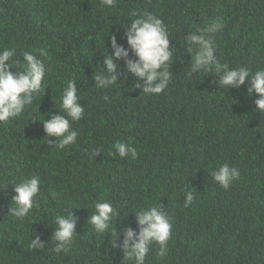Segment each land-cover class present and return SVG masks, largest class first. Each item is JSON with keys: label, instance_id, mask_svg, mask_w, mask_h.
Segmentation results:
<instances>
[{"label": "trees", "instance_id": "16d2710c", "mask_svg": "<svg viewBox=\"0 0 264 264\" xmlns=\"http://www.w3.org/2000/svg\"><path fill=\"white\" fill-rule=\"evenodd\" d=\"M134 12L160 18L175 47L172 77L160 94L133 89L130 75L109 89L92 79L102 52H111L110 35L119 30L117 41L126 46L120 23L130 24ZM217 20L223 23L212 34L219 62L264 69V0H117L113 8L101 7V0H0V50L14 48L21 62L31 52L48 69L45 92L0 123V264H133L110 247V234L87 224L100 201L116 209L117 231L136 229L130 212L141 207L159 206L171 217L167 254L159 256L154 243L145 264H264V116L254 110L258 97L248 95L247 82L239 90L218 89L214 72L188 75L186 36ZM69 79L76 80L84 115L72 125L76 144L59 150L36 119L60 110ZM117 141L131 144L137 157L113 155ZM93 150L98 152L90 158ZM224 164L240 173L228 189L211 177ZM33 175L41 180L36 203L23 220L14 218L8 213L14 183ZM189 191L195 199L185 207ZM72 209L78 236L67 253L57 254L51 224ZM34 234L44 248L29 247Z\"/></svg>", "mask_w": 264, "mask_h": 264}, {"label": "clouds", "instance_id": "9594fccd", "mask_svg": "<svg viewBox=\"0 0 264 264\" xmlns=\"http://www.w3.org/2000/svg\"><path fill=\"white\" fill-rule=\"evenodd\" d=\"M116 2L117 0H101V7L113 8ZM131 15L137 18L131 19L130 24L120 23L124 29L120 39L126 42V46L117 41L119 30L110 35L111 52L107 50V55L102 52L104 58L97 62L100 68L93 74L92 79L98 88L109 89L114 85H121L123 81L118 83L120 78L127 80L130 75L135 81L133 89L142 88L141 92L145 95L160 94L168 87L172 77L170 69L174 61L175 47L171 46L172 39L160 18L148 12H134ZM222 27L223 23L217 20L204 29H197L186 36V50L190 56L188 75L214 72L213 76L218 79H214L212 83L218 85V89L239 90L247 82L248 95L252 96L255 93L258 97L254 101V110L264 116V69L251 72L244 66L233 68L227 63L221 64L215 56L216 46L212 34L219 32ZM40 55L46 54L41 50ZM14 56V48L0 50V123H7L18 117L33 102L34 97L46 89L48 69L45 62L31 52L23 53L22 62L15 60ZM119 61H123V65L119 64ZM104 99L107 100L108 97L105 96ZM59 107L60 110H56V114H52L49 119L42 115V120H36L43 123L45 137L55 138L54 141L47 139V142L59 150H64L69 145L76 144L79 133L72 125L73 122L80 121L84 115L76 80L67 81L60 96ZM112 147L113 155L118 154L120 158L129 155L133 159L137 157L136 149L129 143L117 141ZM97 152L93 150L90 158ZM239 175V170L228 164L211 172L214 182L224 189H228ZM14 184V195L11 198L14 207L9 208L8 213L23 220L31 213L36 203L41 180L39 176L33 175ZM194 199L192 192H186L184 206L191 205ZM73 209L66 214H57L54 223L51 224L53 226L51 239L56 241L53 251L57 254L67 253L74 238L78 236L77 217L73 214ZM130 213L135 218L137 228L127 225L117 231L116 220L119 215L112 203L96 202L94 211L90 217L88 216L87 224L90 223L96 233L104 236L110 234V247L120 249L125 261L145 264V258L154 243L159 245L158 255L165 256L172 234L171 217L159 206L141 207ZM33 236L29 247L33 250L44 248L46 243L40 236L35 235L34 239Z\"/></svg>", "mask_w": 264, "mask_h": 264}]
</instances>
